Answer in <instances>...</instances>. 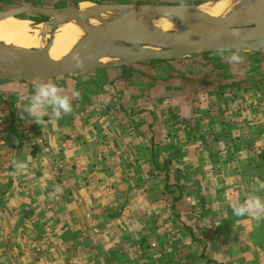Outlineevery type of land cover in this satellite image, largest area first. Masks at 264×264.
Wrapping results in <instances>:
<instances>
[{
  "label": "rangeland",
  "instance_id": "rangeland-1",
  "mask_svg": "<svg viewBox=\"0 0 264 264\" xmlns=\"http://www.w3.org/2000/svg\"><path fill=\"white\" fill-rule=\"evenodd\" d=\"M207 1L0 0V11L80 2ZM51 85L72 110L57 119L49 104L37 119L27 108L40 87ZM252 124L264 137V53L252 50L109 66L46 80H0V264H225L216 260L219 256L211 259L209 213L190 160L180 153L188 148L178 152L170 144L181 140L176 130L182 129L188 139L194 134L201 142L229 130L255 145L250 130L256 128L245 129ZM212 143L215 159L243 156L238 173H264V147L231 153L223 136ZM130 150L137 155L135 165L128 161ZM141 160L147 170L136 165Z\"/></svg>",
  "mask_w": 264,
  "mask_h": 264
},
{
  "label": "water",
  "instance_id": "water-1",
  "mask_svg": "<svg viewBox=\"0 0 264 264\" xmlns=\"http://www.w3.org/2000/svg\"><path fill=\"white\" fill-rule=\"evenodd\" d=\"M214 1L218 0H209L205 3ZM77 4L63 8L17 6L0 11V21L21 14L45 17L43 20H33L34 26L48 23L52 17L61 14H66L64 20H71L76 18L77 14L69 10ZM93 4L103 9L133 7L136 14L93 31L89 40L63 61L52 60L45 49H25L0 43V80H46L97 68L126 65H100L99 61L108 51L132 57L130 63L170 61L207 53L240 50L264 53V0L246 4L232 16L221 18L212 17L200 10V4ZM162 16L176 17L180 21L181 31L167 32L153 26L152 19ZM54 36L53 32L49 38V47ZM251 41H256L257 44L252 45ZM118 43L125 46H118ZM138 45H146L149 49L136 51Z\"/></svg>",
  "mask_w": 264,
  "mask_h": 264
},
{
  "label": "crops",
  "instance_id": "crops-1",
  "mask_svg": "<svg viewBox=\"0 0 264 264\" xmlns=\"http://www.w3.org/2000/svg\"><path fill=\"white\" fill-rule=\"evenodd\" d=\"M253 128H256L254 124L245 126L246 130ZM250 131L255 138V145L252 142L246 143L240 136H235L229 130L224 134L218 133L219 136L215 134L214 138L223 136L224 143H226L224 148L231 150V153L233 149L264 147L262 130L257 127ZM176 132L180 135L181 140L171 142L170 146L172 145L171 148H175L178 152L181 147L188 148V152L180 153L183 160L187 158L190 160L191 171L194 172V180L199 188L200 201L203 208L209 213L210 220L206 228L209 227L212 230L209 235L211 259L215 261L213 256H219L216 260L225 264H238V262L242 264H264V218L257 219L250 214L237 216L234 213V208L243 205L250 197H259L264 201V173H259L257 169L258 173L256 172V174L245 175L240 169H238V173L236 166L246 162L243 156L235 157L232 155L228 159L222 157L215 159L214 154L211 153V148L214 145L212 140L215 139L209 140V142H201V138H196L194 134L193 137H190L191 139H188L185 130L177 129ZM146 145H148L147 142ZM148 147L151 150V145ZM119 153L122 154V158L126 157V151ZM128 156L130 157L128 160L130 165L133 163L135 165L137 155L133 153V150H130ZM117 157L119 158L118 161L122 160L120 156ZM106 158H108L107 161L111 159L108 155ZM143 162L142 160L138 161L136 165L144 166L142 169L147 170V161ZM176 183L178 189L182 190V179ZM184 197L186 195L181 194L182 200ZM192 205L194 209L196 205L193 201ZM184 213H190L200 220V216L196 212L194 214L191 211ZM234 257H240V259L234 260Z\"/></svg>",
  "mask_w": 264,
  "mask_h": 264
},
{
  "label": "bare ground",
  "instance_id": "bare-ground-1",
  "mask_svg": "<svg viewBox=\"0 0 264 264\" xmlns=\"http://www.w3.org/2000/svg\"><path fill=\"white\" fill-rule=\"evenodd\" d=\"M255 1L256 0H218L202 3L199 5V9L212 17H230L242 6ZM69 11L77 14V17L71 20H64L63 17L66 14H61L52 17L48 23H40L35 26L33 23L21 22L12 17L1 20L0 43L25 49H45L48 50L52 60L63 61L69 58L82 44L87 42L93 31L118 20L130 18L136 14L133 7L103 9L99 8L97 5L91 6L87 3H78ZM152 25L167 32L179 33L181 31L179 28L180 21L173 16L154 17L152 19ZM37 27H39V30H35ZM53 31L55 36L53 43L49 47L50 43L48 37L50 38V36H47V34ZM255 42L256 41H251L250 44L256 45L257 43ZM118 46H125V44L118 43ZM136 47L132 48H136V51L149 49L146 45H138ZM131 60L132 57L130 56L126 57L108 51L103 55L99 64H129Z\"/></svg>",
  "mask_w": 264,
  "mask_h": 264
},
{
  "label": "clouds",
  "instance_id": "clouds-1",
  "mask_svg": "<svg viewBox=\"0 0 264 264\" xmlns=\"http://www.w3.org/2000/svg\"><path fill=\"white\" fill-rule=\"evenodd\" d=\"M236 58V57H234ZM53 106V113L57 119L63 114L71 112L72 107L66 96L58 94V89L55 85L40 87L36 94L31 99V105L27 111L39 119L46 111L47 105ZM234 213L237 216L250 214L253 217L260 219L264 218V201L259 197H250L246 202L234 208Z\"/></svg>",
  "mask_w": 264,
  "mask_h": 264
},
{
  "label": "trees",
  "instance_id": "trees-1",
  "mask_svg": "<svg viewBox=\"0 0 264 264\" xmlns=\"http://www.w3.org/2000/svg\"><path fill=\"white\" fill-rule=\"evenodd\" d=\"M173 200L175 201V200H177V198H173Z\"/></svg>",
  "mask_w": 264,
  "mask_h": 264
}]
</instances>
